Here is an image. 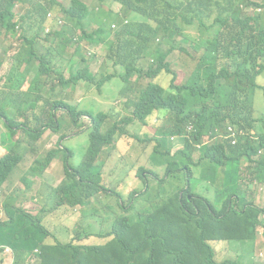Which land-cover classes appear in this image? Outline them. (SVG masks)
<instances>
[{"label": "trees", "instance_id": "obj_1", "mask_svg": "<svg viewBox=\"0 0 264 264\" xmlns=\"http://www.w3.org/2000/svg\"><path fill=\"white\" fill-rule=\"evenodd\" d=\"M68 1L69 6L61 0H0V33L6 32L21 42L0 87V119L11 135L18 134V129L25 133L11 145L25 144L28 148L16 151L7 145L8 153L0 157V190L5 185L13 194L19 195L9 179L13 178L19 163L25 161L26 153L30 152L34 157L27 174L20 178V184L26 187H30L36 178L41 179L54 160L52 156L63 153L67 163L64 179L42 192L43 198H38L37 203L32 201L29 210L44 206L45 214L49 212L48 207H88L90 196L100 192L99 196L110 203L107 204L108 215L105 220L97 214L88 217V209L84 210L83 219L76 222L83 228L76 231L75 237L83 241L87 236L108 240L93 245L67 244L65 240L53 238L49 227L39 222L38 216L26 215V204L23 209L12 207L10 199H14L13 195H5L4 198L0 195L1 203L11 210L8 211L10 219L0 221V245L12 250L14 264H243L238 259L234 239L244 243L245 239L254 237L256 225L261 223L260 213L264 211L250 206L241 213L243 199L249 198L252 186V181L243 183L244 170L264 182V116L256 115L253 106L257 92L261 90L264 95V85L260 84V79L264 80V0H186L185 9L192 16L186 23L196 24L195 46L185 38L175 40L179 29L170 18L174 13L172 0H137L144 7L136 6L133 0H97V4L121 2L126 7L125 11H137L145 18H155L157 14L162 16L158 27L154 28L147 19L125 22L129 16L116 14L113 20L119 28L113 36H110L111 31L102 27V37L96 43L104 42L106 62L114 71L101 78L80 68V60L85 58L80 42L70 56L66 54V41L57 42L56 47L47 43L53 34L45 32L46 24L63 19L62 30L55 33L54 38L61 35L67 42H74L78 26L83 24L85 28L89 15L86 4L81 0ZM59 5L62 12L58 11V16H55L53 12ZM17 6H20L19 15L14 13ZM210 9H227L233 16L229 20L218 17L211 24L205 23L203 19L208 18ZM17 16L18 23H12ZM197 19L200 24H197ZM71 22L73 24L68 25ZM31 31V38L22 39L23 33ZM38 39L45 40L38 44ZM186 43H190L192 51L186 49ZM37 49L46 51L41 65L38 64ZM176 51L198 58L192 76L182 84L173 79L169 87L151 80L158 75L163 59ZM55 52L61 55L56 56ZM66 55L70 77L66 79L59 74L62 85L87 78L90 87L96 86L99 94L106 82L123 86L118 94L126 97L125 111L131 110L133 114L129 119H123L122 126L107 128L103 112L95 115L91 109L79 111L93 118L92 127L87 129L91 144L84 154L89 159L85 158L81 169L74 167L75 155L68 147L67 138L78 134L85 126L74 117L76 107L63 100L52 102L53 105L48 107V99L41 94L32 98L31 92L33 87L46 84L41 81L45 65L56 68ZM142 55L153 61L146 71L135 63ZM2 66L3 61L0 60V70ZM136 72L141 81H149L140 90L132 91L130 84ZM40 93L44 92L40 89ZM64 109L72 113L71 118L68 114L63 119L58 116L57 110ZM156 110L167 112V124L160 126L153 138L163 140L162 144L157 143L154 147L160 156L158 161L166 160L165 174L161 179L179 176L178 173L184 171L188 176L199 175L206 182V187L198 190L188 180L187 186L169 191L162 204L148 211L135 205L136 195L143 194L148 185L144 172L151 171L143 166L133 169V159L139 157L134 156L138 149L129 146L124 153L123 164L111 163V171H117V174L102 172L104 162L97 158L102 148L116 139L118 141L123 136L140 138L130 131L129 125L135 121L144 124ZM20 116L27 120L19 121ZM33 120L36 127L31 126ZM65 129L67 131L61 135L58 149L50 153L46 150L40 155L33 153V141L43 136L45 131L59 133ZM203 131L210 132L212 138L219 135L246 136L236 145L229 140L226 146L211 147L202 142ZM252 131L256 135L252 136ZM184 132L189 135L186 139ZM171 137L183 142V147L174 153L169 147V143L174 145ZM253 138H257L256 144L251 140ZM8 140L1 133L2 143ZM260 149L262 153L259 154ZM197 151L200 157L195 159ZM93 163L96 166L94 174L91 173ZM151 172L160 176L158 171ZM138 174L144 182L141 191H136V186L129 188L138 180ZM114 205L122 209L117 216H114ZM20 211L22 213H18ZM91 217L98 220L101 229L91 223ZM215 241L229 242L234 258L217 257ZM257 263L260 262L256 256L251 255L249 264Z\"/></svg>", "mask_w": 264, "mask_h": 264}, {"label": "rangeland", "instance_id": "obj_2", "mask_svg": "<svg viewBox=\"0 0 264 264\" xmlns=\"http://www.w3.org/2000/svg\"><path fill=\"white\" fill-rule=\"evenodd\" d=\"M66 3L64 5L69 6L70 2L68 0H61ZM84 4H86V10L89 13L86 19V26L83 28V24L78 26L75 29L76 35L74 37V42H67L66 38L61 35L54 38L55 33L60 32L62 30V25L64 24V20L57 23L46 24L45 32L52 33V38H49L47 42L49 45L53 47L58 46L59 41H66L67 49L66 54L68 56L71 55L76 50V45L78 42L83 47V55L85 58L80 60V68L86 72L90 73L97 78H101L104 74L114 71L111 66H108L106 62V53L107 48L103 44L104 42L96 43V40L102 37L101 29L104 27L106 30L111 31V35L113 36L115 31L118 30V24L113 20L116 14H120L122 16H129L125 22L128 21H144L148 20L149 23L155 28L158 27V20L162 18L161 15H156L155 18H145L142 15L137 14V11H125L126 7L121 2H115L113 4H97V0H81ZM174 5L172 6L174 9V13L171 14V20L176 24V27L179 29V34L175 37V40H181V38L188 39L192 46H195L197 43V31L195 28L196 24H188L186 21L190 19L191 13L185 9L187 4L186 0H172ZM69 2V3H68ZM134 4L138 7H144L140 1L133 0ZM183 3V4H182ZM58 11L62 12L61 6L59 5L56 8V12H53V15L58 16ZM14 13H20V6L15 7ZM233 16L229 13V10L222 9H210L208 11V18L203 19V22L211 24L216 21L218 17L229 20V18ZM17 18L12 20V23H18ZM197 24H200L198 19L196 20ZM256 21L254 20L253 23ZM114 23V25H113ZM69 24H73L68 23ZM171 24V23H170ZM19 30V27H17ZM88 34V35H87ZM32 31L30 33H23L21 35L22 39H26L27 37L31 38ZM45 39H38L36 42L41 44ZM158 42V39L155 40V43ZM20 40L17 38H12L8 33L1 32L0 33V60L3 61L2 69L0 70V87L4 82V78L6 73L9 71L13 57L16 52L19 51L20 48ZM190 43L184 44L186 49L192 51V47ZM41 54L46 53L44 50H40ZM56 56H60L61 54L55 52ZM68 56L66 55L65 59L58 64V72L53 70L51 72L52 82H49L45 85H39L33 87L31 89L32 98H35L36 95L41 94L44 98L48 99V107H50L52 102L63 100L68 103L72 107H76V112L74 113V117L77 118V121L83 122L85 126L80 129L79 133L76 135H69L68 147L74 152L73 164L77 169H81L82 165L80 160L83 155L86 153L87 148L89 146V135L87 129L92 127L93 118L88 114H82L79 111L81 110H93L95 115L103 112L106 118V126L108 127H120L122 126L123 119H129L133 116L131 110H126V97L118 94L120 87L124 89L123 86H115L109 85L108 82L104 85L103 94H99L97 92L96 86L90 84L87 78H82L77 81H70L66 85H62L60 83V75L62 74L66 79L70 77V70L68 66ZM198 58L192 54H187L183 51H176L173 55L167 56L163 59V61L159 64V73L156 78L151 79L155 83L162 84L165 87H169L173 79H175L176 83L182 84L185 82L190 76H192V72L195 69V65ZM143 71L147 70V67L153 63V61L149 60L147 56L142 55L135 62ZM33 74L29 77V80L32 78ZM139 73L136 72L132 78V83L130 84V88L132 91L140 90L142 85L147 83L149 80L141 81ZM26 84H29L28 82ZM260 84L264 85V80L260 79ZM121 85V83H120ZM40 87V88H39ZM40 89L44 93H40ZM50 99V100H49ZM253 106L256 111V115L264 116V95L261 90H259L254 98ZM57 114L60 118H64L66 114L69 117H72V113L69 110H57ZM167 112L164 110H156L144 124L135 121L131 125H129V129L132 133L140 138H135L131 136H123L120 138L115 145L107 147L102 155L99 157V160H103V171L107 175L109 172H114L117 174V171H111V163L115 162V164H123V156L127 151L129 146L136 147L138 149L139 155L138 158L133 159L134 170L140 169L143 166L146 170L158 171L159 177L155 176L151 171L144 172V175L147 179V188L143 192V194H137L135 199V205L141 210H153L158 207L164 201L167 193L169 191L174 192L179 188H182L186 185L188 180L192 181L194 186L198 190H204L206 187V182L202 181L199 175L192 174L188 176L184 171L178 173L179 176H175L170 179H161V177L165 174L166 160L158 161L159 155L155 153L154 147L158 143V145L163 143V140H151L157 136V129L160 126H165L167 124L166 119ZM19 121H26L27 118L25 116H20L18 118ZM32 127H36L37 124L33 120L31 123ZM73 127V126H72ZM71 127V128H72ZM19 133L15 135L10 134V130L4 124L3 119H0V157L4 156L8 153V146L10 148H14L16 151L18 150H27V146L25 144L22 145H11L13 141H18L20 136L23 135V130L18 129ZM67 129L54 133L51 130L45 131L39 139L33 141L32 149L35 155L43 154L46 150L48 152H52L58 149L60 144V137L64 133H66ZM1 133L5 134L9 139L7 143H2L1 141ZM25 134V133H24ZM264 134V131H263ZM11 135V137H10ZM134 135V136H135ZM256 135L255 131H252V136ZM184 138H188L189 135L184 132ZM264 136V135H263ZM255 139H251L255 142ZM171 141L174 145L169 143V147L171 152L174 153L177 150H180L183 147L182 141H176L171 137ZM235 140L231 141L234 143ZM202 142L204 144H208L211 147H219L226 146L229 142V137L219 136L217 138H212L210 132L203 131ZM257 142H255L256 144ZM63 146H66L65 142H62ZM58 154V156H57ZM54 157L53 162L46 169H49V172H46L41 179L36 178L34 183L31 184L30 187H26L24 184H20V178L27 174L30 166L34 163L33 155L28 152L25 154V161L23 160L19 163L18 169L13 173L12 179H9L12 183V186L15 188V191L18 192L19 195L13 194L11 190H9L5 185L0 190V195L2 198L4 196L13 195L14 199H10V206L15 208H22L26 204L27 214L30 216H38V221L42 222L45 226L49 227L50 235L61 240L67 241L66 243H71V245L79 246L84 243L86 244H101L108 239L99 238V237H85L87 239L86 242L83 239H78L73 237L71 234L75 233V229L72 226H75L76 222L80 217L79 208H72L69 206L62 205L58 208L57 211L52 213V210L48 207L46 212H40L38 208L30 209L32 207V201H36L37 198H43L42 192H45L48 187L58 185L65 177V170L67 169V163L64 161L63 153H57ZM198 154V151H197ZM57 156V157H56ZM38 157H45L38 156ZM37 157V158H38ZM200 154H198L195 159H198ZM87 158V157H86ZM89 159V158H87ZM130 161V159H129ZM114 164V165H115ZM193 169L195 165L191 166ZM196 171H199L198 169ZM195 173V172H194ZM148 175V178H147ZM138 180L131 185L129 188L136 186V191H141L144 187V182L138 174ZM31 177V176H30ZM29 177V178H30ZM121 177V176H120ZM136 179V178H135ZM105 185V184H104ZM121 186L122 183H119ZM187 186V185H186ZM256 186L255 193L249 198H244L241 207V213L245 211L247 207L257 206L264 209V186L258 187ZM107 187V185H105ZM22 189V193H19V190ZM104 197H107L106 194H103ZM236 198V197H232ZM237 199V198H236ZM110 201V198H108ZM37 203V201H36ZM95 201L92 202V206H95ZM114 216H117L122 212V209L119 206H115ZM8 211H11L9 208L4 206V203H1L0 200V221L10 219V214ZM18 213H22L21 211ZM102 216H107L108 214L105 211L101 212ZM71 217V218H69ZM261 223L256 225V232L254 237L245 239L244 243L241 242L238 238L234 239L235 249L239 252V261L243 264H249V259L251 255L256 256L257 260L260 263L264 264V211L260 213ZM42 220V221H41ZM44 220V221H43ZM91 223H95L96 227L101 229L102 227L99 225L98 220L96 218H90ZM106 228V227H105ZM52 238V239H53ZM219 241L213 242L214 247L217 248L218 253L217 257H226L234 258L235 254L233 253L229 242L224 241L225 243H218ZM1 244L0 246H2ZM219 254V255H218ZM13 255L11 249H5L0 253V264H13Z\"/></svg>", "mask_w": 264, "mask_h": 264}, {"label": "clouds", "instance_id": "obj_3", "mask_svg": "<svg viewBox=\"0 0 264 264\" xmlns=\"http://www.w3.org/2000/svg\"><path fill=\"white\" fill-rule=\"evenodd\" d=\"M40 50L41 49H37L36 53H37V59H40V61H38V64L41 65V61H42V58L45 57L46 53L44 54H41L40 53ZM55 70L56 72H58V68H52L50 67V65H45V70L44 72L41 74V81L42 83H49V82H52V78H51V72ZM219 136H223V137H229V140L230 142L235 140L234 143H232V145H236L241 139L245 138L244 136L246 135H219ZM151 140H156V139H151ZM117 142V139L110 145L108 146H104L98 156L97 159H99V157L102 155L103 151L109 147V146H112V145H115ZM90 144H91V141H89V146L88 148L90 147ZM262 153V150L260 149L259 150V154ZM85 155H83L82 159L80 160V162L82 163L84 160H85ZM245 172L243 173V176L245 177V180H243V183L245 184H248L249 182L252 181V186H251V190H249V197L252 196L254 193H255V189H256V186L259 185L258 187H263L264 186V182H260L257 178H255L254 176H252L248 171L244 170ZM96 172V166H95V163L92 164V167H91V173H95ZM103 193V192H101ZM100 192H97L95 194H92L89 198V206H82V205H77V206H72L70 205L69 207H72V208H79V212H80V217L78 220L80 219H83V211L84 210H87L88 209V217L92 214H97V215H100L104 220H105V216H102L101 215V212L102 211H105L107 213L108 211V207H107V204H110L108 201H104L100 196ZM96 203L95 206H92V202ZM52 210V213H54L55 211L58 210L57 207H53V208H50ZM114 212V211H113ZM71 218V217H69ZM104 226H105V223H104ZM74 229H75V233L74 234H71L73 237H75L76 235V231L77 230H81L83 228V226L81 225H78V224H75V226H72ZM105 231V230H104ZM110 240V239H109ZM87 239L84 240V242H86ZM86 244V243H85Z\"/></svg>", "mask_w": 264, "mask_h": 264}, {"label": "crops", "instance_id": "obj_4", "mask_svg": "<svg viewBox=\"0 0 264 264\" xmlns=\"http://www.w3.org/2000/svg\"><path fill=\"white\" fill-rule=\"evenodd\" d=\"M46 172H49V169L46 171ZM45 172V173H46ZM44 173V174H45ZM36 201H38V198H37V200ZM31 202H32V200H31ZM38 210L40 211V212H44L45 211V208H44V206H41L40 208H38ZM0 249H1V251H0V253L2 252V251H4L5 249H10V248H8V247H5V246H0ZM12 251V250H11ZM12 255H13V252H12ZM13 260H14V256H13ZM13 264H14V261H13Z\"/></svg>", "mask_w": 264, "mask_h": 264}]
</instances>
